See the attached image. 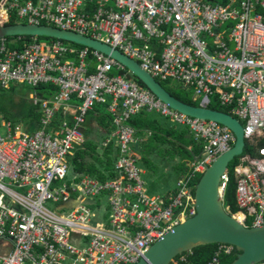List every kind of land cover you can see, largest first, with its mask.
Returning <instances> with one entry per match:
<instances>
[{"label": "built area", "instance_id": "obj_1", "mask_svg": "<svg viewBox=\"0 0 264 264\" xmlns=\"http://www.w3.org/2000/svg\"><path fill=\"white\" fill-rule=\"evenodd\" d=\"M12 18L109 45L199 104L216 97L242 123L246 141L233 167L238 209H225L247 228L264 226V0H0V24ZM15 37L0 38V91L13 84L57 91L48 98L31 94L42 113L36 130L0 125V264H136L196 215V180L232 148L235 134L172 109L104 53ZM98 105L111 116L113 130L102 144L118 149L117 175L68 179ZM143 110L187 127L202 146L169 196H151L142 177L135 150L142 139L130 120ZM229 177L227 170L223 198ZM236 252L218 244L207 264H223Z\"/></svg>", "mask_w": 264, "mask_h": 264}, {"label": "water", "instance_id": "obj_2", "mask_svg": "<svg viewBox=\"0 0 264 264\" xmlns=\"http://www.w3.org/2000/svg\"><path fill=\"white\" fill-rule=\"evenodd\" d=\"M10 36L59 39L104 53L123 64L150 92L172 109L193 118L217 122L235 134L236 142L232 148L220 154L207 167L197 183L196 215L168 231L151 246L145 258L136 264H172L184 253L192 252L199 246L213 244H230L235 247L237 256L231 264H257L264 261V226L247 228L232 217L225 209L220 189L222 176L235 158L240 157L245 151L244 128L239 119L202 103L191 105L181 101L137 61L90 37L50 25L0 24V38Z\"/></svg>", "mask_w": 264, "mask_h": 264}, {"label": "trees", "instance_id": "obj_3", "mask_svg": "<svg viewBox=\"0 0 264 264\" xmlns=\"http://www.w3.org/2000/svg\"><path fill=\"white\" fill-rule=\"evenodd\" d=\"M17 21L15 18L10 19L8 24H16ZM31 36H26V39L29 40ZM8 39H14L15 36L7 37ZM46 38L51 40H55L47 37H39ZM78 48H83V46L74 44ZM134 80H136L142 87L146 88L143 83L138 80L135 76H133ZM162 85L175 97L180 99L181 101L191 104V105H199L198 101H194L191 94L189 92L181 89L177 84L171 82H161ZM175 84V85H172ZM169 87V88H168ZM175 88V89H174ZM36 91L41 94L43 97L48 98L53 95L57 89L51 88L49 86H41L36 89ZM178 92V93H177ZM183 94V95H182ZM184 97V98H183ZM189 101V102H188ZM210 108L215 110H220L229 113V109L222 106L216 97L211 99V103L209 105ZM31 113V112H30ZM92 117H96L99 125L106 129L110 130L111 127V116L107 113L106 109L102 105H98L95 107V110L90 113ZM97 114V115H95ZM37 119L38 116L35 115ZM159 115H154L147 110H143L140 114L130 120V124L138 131V136H143V133H147L149 130L153 134L151 135V139L147 144L146 148L148 152L150 150L157 151L162 149L161 146H165L166 144H170L172 146L173 157H178L181 159L180 165L185 167L184 161L189 160L194 161L197 156L200 155L202 151V146L199 142H197L187 127L185 129L177 130L173 127L170 122L161 118ZM167 124V125H166ZM110 132V131H109ZM108 132V133H109ZM169 135V136H168ZM105 135L103 134L101 139L103 140ZM102 143L95 142V140H88L85 143L86 150L80 149L75 153L71 161V165L73 169L79 173L90 175L91 177H96L101 181H106L110 178H114L117 174L114 170L115 162L117 158L118 149L114 143L106 147L105 149L101 146ZM101 146V147H100ZM101 150H99V148ZM191 147V149H188ZM193 150V151H192ZM196 151V152H195ZM196 153V154H195ZM146 156L141 158L145 159ZM239 157L235 158V160L230 164L228 168L229 171V183L227 184L226 190L224 192V206L230 207V211H237V203H236V179L233 172L234 165L238 162ZM201 175L198 177L196 181H199ZM218 244L213 245H205L199 246L195 248L192 252L184 253L182 256L186 257V261L181 264H207L208 261L212 258L214 251L216 250ZM237 256V252L234 255L223 257V264H231ZM181 256L176 258L179 259ZM173 264V263H172Z\"/></svg>", "mask_w": 264, "mask_h": 264}, {"label": "rangeland", "instance_id": "obj_4", "mask_svg": "<svg viewBox=\"0 0 264 264\" xmlns=\"http://www.w3.org/2000/svg\"><path fill=\"white\" fill-rule=\"evenodd\" d=\"M208 2H212L214 4L223 3L227 0H206ZM42 41H49L50 39L41 38ZM174 83V82H171ZM175 85V84H172ZM35 91L34 88L25 85V84H13L9 89H4L1 91L0 96V122L3 119H11L16 121H23L24 116L28 115L29 112L34 111L36 108L33 106L32 101L29 98V95ZM92 124L90 127L92 128V133L90 138H99L100 133L94 132L93 129H96V125L94 120L90 119ZM170 122V121H169ZM170 124L175 127L177 130L185 129L184 126L171 123ZM167 125V124H166ZM94 127V128H93ZM98 136V137H97ZM141 139V138H140ZM144 140H140L138 144H136L135 149L140 153V155L145 153L144 150ZM162 149L154 151L152 154L153 158L146 157L145 159L139 162L140 168L145 171L142 174L144 179L146 188H148V192L151 196H165L166 189L162 188V186L168 185V181L170 184L174 186L177 178V173L175 169L171 167L174 163L177 165V157H173L172 146L170 144H166L165 146H161ZM142 156V155H141ZM179 157V156H178ZM150 158V159H149ZM174 160V161H173ZM180 160V158H179ZM173 162V163H172ZM172 163V164H171ZM74 177V172L72 169L69 172L68 179H72Z\"/></svg>", "mask_w": 264, "mask_h": 264}, {"label": "crops", "instance_id": "obj_5", "mask_svg": "<svg viewBox=\"0 0 264 264\" xmlns=\"http://www.w3.org/2000/svg\"><path fill=\"white\" fill-rule=\"evenodd\" d=\"M208 2V1H207ZM210 3H212V2H210ZM223 3H225V2H223ZM214 4V3H213ZM218 4V3H217ZM219 4H221V3H219ZM12 86V85H11ZM10 86V87H11ZM9 87V88H10ZM8 88V89H9ZM4 90V89H3ZM3 90H1V91H3ZM36 90V89H35ZM1 91H0V96H1ZM35 92V91H34ZM33 92V93H34ZM32 94V93H31ZM31 94L29 95V98H30V100L32 101V99H31ZM39 96H42L41 94H39ZM43 97V96H42ZM43 98H45V97H43ZM32 104H33V106H35V110L34 111H31V113L29 112L28 113V115H26V116H24L22 119H24L23 121H16V120H11V119H3L1 122H0V125H1V123L3 122V121H10L12 124H14V125H20L22 128H24L25 130H29V131H34V130H36L38 127H39V122H40V119H41V108H40V106L39 105H35L34 103H33V101H32ZM151 113H154V112H151ZM35 115H37L38 116V118L36 119L35 118ZM95 115H97V114H95ZM154 115H160V114H158V113H154ZM161 116V115H160ZM163 116H161V118H162ZM61 118H63L62 117V115H60V117H59V119H61ZM160 118V119H161ZM164 118V117H163ZM90 119L92 120H94V123H95V125H96V129L94 128L93 129V131L94 132H98V133H100V137L99 138H90V136H91V133H92V128L90 127V125L92 124L91 122H89L90 121ZM166 119V118H165ZM168 120V119H167ZM169 121V120H168ZM171 122V121H170ZM172 123V122H171ZM92 126H93V124H92ZM112 130H113V127H112V125H111V127H110V132L108 131V130H106V129H104V128H102L100 125H99V123H98V121H97V118L96 117H92V115L90 114L89 116H88V121H87V125H86V128H85V137H86V141H85V143L88 141V140H90V139H92V140H95V142H100V143H103L108 137H109V135H110V133L112 132ZM109 132V133H108ZM147 133H143V136H139L142 140H144V143L146 142V145L144 144V150H145V156L146 157H150V158H153V155L154 154H152L153 152L150 150V152H148V149L149 148H146V146H147V144L149 143V141H150V139H151V135L153 134L151 131H149V130H147L146 131ZM150 133V134H149ZM105 135V138L102 140L101 139V137H102V135ZM98 137V136H97ZM115 144V143H114ZM104 149L106 148V147H104L103 146V144L101 145ZM100 146V147H101ZM100 147H98L99 148V150H101V148ZM80 149H83V150H86V146H85V144H84V146H83V148H80ZM80 149H78V150H80ZM188 149H191V147H189ZM77 150V151H78ZM136 150V149H135ZM138 152V151H137ZM144 154L142 153L141 155V158L144 156ZM149 158V159H150ZM142 160V159H141ZM140 160V161H141ZM177 160V165H175L173 162V164L171 165V167L173 168V169H175V172L177 173L176 175H177V178H176V182H175V184H174V186L172 185V184H170V182L168 181L167 183H168V185H164V186H162V188H165L166 189V193L164 194L165 196H169V195H172L173 193H175V191H176V189H177V182H178V180L189 170V166H188V164L191 162H188L189 160H186V161H184V164H185V167H182L181 165H180V162H181V159L179 160V157H177L176 159H175V161ZM174 161V160H173ZM72 171L74 172V174L75 173H79V172H77V171H75L74 169H73V167H72ZM142 172L143 173H145V171H143L142 170ZM81 174H83V173H81ZM148 189V188H147ZM149 193V192H148ZM156 196H159V195H156Z\"/></svg>", "mask_w": 264, "mask_h": 264}, {"label": "bare ground", "instance_id": "obj_6", "mask_svg": "<svg viewBox=\"0 0 264 264\" xmlns=\"http://www.w3.org/2000/svg\"><path fill=\"white\" fill-rule=\"evenodd\" d=\"M144 85V84H143ZM164 86V85H163ZM169 88V87H168ZM175 89V88H174ZM178 93V92H177ZM183 95V94H182ZM184 98V97H183ZM189 102V101H188ZM191 104H193V103H191ZM169 136V135H168ZM193 151V150H192ZM196 152V151H195ZM196 154V153H195ZM229 172V171H228Z\"/></svg>", "mask_w": 264, "mask_h": 264}]
</instances>
